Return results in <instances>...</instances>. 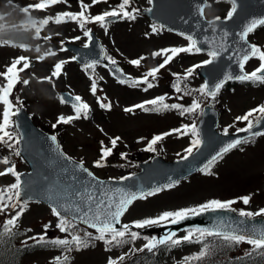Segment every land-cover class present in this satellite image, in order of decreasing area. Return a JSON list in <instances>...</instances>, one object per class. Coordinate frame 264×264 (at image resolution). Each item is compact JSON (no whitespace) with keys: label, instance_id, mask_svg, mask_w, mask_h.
I'll return each mask as SVG.
<instances>
[{"label":"rangeland","instance_id":"374dc122","mask_svg":"<svg viewBox=\"0 0 264 264\" xmlns=\"http://www.w3.org/2000/svg\"><path fill=\"white\" fill-rule=\"evenodd\" d=\"M4 1L0 0V8L5 9ZM18 1L24 4L36 0ZM86 1L92 5V0ZM209 1L206 9L207 18L227 17L232 7L229 0ZM137 2L138 17L136 16L135 19L130 20L121 16L117 22L108 24L106 30L105 27H101L100 23H92L91 28L97 31L110 54L120 61L125 71L138 81L144 78L145 73L164 62V55L154 56V53L160 52L162 49L186 48L190 46V41L187 36L173 33L161 26L156 27L158 30L154 32L151 26L152 21L141 12L144 8L150 7L149 0H137ZM51 8L48 13L45 11L37 13L39 18L33 25V29L34 31L39 29L43 35L37 36L32 45L21 48L0 42V73H3L5 67H9L18 57L24 56L29 59L31 66L20 73V82L13 89V91L15 90L14 102L16 105L9 100L13 105V111H16L15 108L19 106L26 107L34 122L40 128L54 135L56 133L52 131V127L58 124L59 117L67 118L76 115L71 105L61 102L60 92L66 90L82 98V101L89 106L87 118H84L82 114L81 118L74 119L71 123H62L67 126V129L63 132L64 145L61 147L69 157L82 161L99 177L118 179L125 176L127 171L118 166V162L124 161L126 164L128 156H133L132 154H140L142 159L148 157L149 153L147 152L151 151L146 149L156 136H163V139L153 145V151L158 146L157 149L162 152L160 155L167 160L183 158L186 155L185 149L191 145L193 139L190 132L182 134L184 126L195 123L197 127L206 104L220 109L222 120L219 129L221 132H224L225 128H228V132H236L238 129L245 128L246 122L238 121L237 117L256 109L257 106L264 105V82L258 80L257 83H230L224 87L219 99L218 95L213 99L198 91L204 86V81L198 75L197 69L191 76H188L189 78H186L187 82L182 83V86L181 82L177 84L180 91L172 89L173 79L180 75L187 76L188 69L210 59L208 52H197L196 47L191 53L184 52L175 56L171 62L160 69L155 80L149 77V82L153 86L147 91L144 90V85L120 83L105 67H94L91 69V73H88L80 67L76 60L72 59L73 54L70 51L61 50V44L58 41L51 42L45 37L55 35L64 41L80 37L79 44H81L85 41L86 36L79 25L57 24L52 20L46 25L39 23L44 19L56 17L63 9H78V3L61 2ZM90 9L95 12L108 11L109 6L97 3ZM126 10L130 11L131 7H126ZM122 18L124 19L122 20ZM9 20L19 21L22 20V17L15 10L10 14ZM249 39L264 51V24L253 31L249 35ZM50 52H55V55H50ZM141 57L144 59L141 60L139 66L130 63V61ZM60 62H64L61 73L58 77L53 76L55 65ZM260 63L259 59L254 57L247 64V71L252 73L260 66ZM18 67H23V64L21 63ZM23 80H28L29 83L25 85ZM93 82L96 85L95 94L92 92ZM5 84L6 80L0 75V87ZM200 95L203 98L200 108L195 112L181 114V110L191 107L194 101H198ZM158 97H164V103H169L168 105L176 104L181 107L179 109L170 108L164 112L146 111L134 107L141 105V102ZM102 103L110 105V108L102 107ZM127 108H134V110L132 112L125 111ZM4 110L5 105L0 102V122L3 121ZM13 116L10 112V123ZM174 129L181 131L173 132ZM165 133H171V135H164ZM117 137L119 138L116 144L117 151L128 152L126 158H122L118 154L109 155L103 161L105 166H94L101 157L102 146L106 148L105 145H112L111 140ZM6 152H9V149ZM2 161L3 159H0V172H5L12 166L15 167L16 173L29 170L27 163L19 155L13 156L8 164ZM207 172L209 174L200 172L156 195L137 200L124 215L122 223L131 225L134 221L154 218L166 211L197 207L212 200L235 201L231 208L250 213H257L264 209V135H259L249 143H243L232 150L211 166ZM15 181L16 177L11 173L0 175V187L4 190L7 189L6 184ZM244 197L250 198L248 204L243 203L242 198ZM14 205H16L14 210L20 206L17 201ZM27 205V211L20 218L18 224L22 233L16 237L17 244L24 246L38 241L30 239V237L43 236L44 239L53 240L58 235L61 236L56 230L57 217L49 205L40 201H32ZM14 210L10 209V211ZM45 225H48L46 232ZM151 227L142 228L140 231ZM146 234H150L148 241L140 240L135 242L132 247L107 250L102 243H99L93 248L71 251L69 253L72 257L70 264H109V259L118 260L117 264H120L132 253L144 251L149 240H158L160 235V233L148 232ZM186 234L185 232L179 233L175 239H182ZM197 237L198 235L194 234L192 238ZM201 246L194 242L182 244L175 249H163L164 264H185V258L200 252ZM251 248L252 246L248 243H240L236 246L235 251L238 255H244ZM139 249L143 250L137 251ZM61 255L62 253L56 249L39 248L26 253L21 258L20 264H55L58 256ZM122 256L124 259L121 261L119 258Z\"/></svg>","mask_w":264,"mask_h":264},{"label":"water","instance_id":"95a60500","mask_svg":"<svg viewBox=\"0 0 264 264\" xmlns=\"http://www.w3.org/2000/svg\"><path fill=\"white\" fill-rule=\"evenodd\" d=\"M209 2V0H152L150 7L143 9L142 13L168 31L191 36L196 41V47L201 51L219 52L212 63L204 64L198 69L204 85L207 84L209 89H214L219 82H223L224 86L229 82L239 81L236 77L240 75L249 74L246 65L253 57L244 63L243 70L240 68V63L243 56L250 51L251 46L257 45L250 41V33L245 39H241V34L253 21L264 20V0H236L237 9L233 17L230 20H226V17L220 18L219 22L215 21V18H207L206 9ZM202 3L207 5L204 8L203 18L198 16L196 10V6ZM119 18L120 16L108 17L106 22L116 21ZM209 22H213L216 31L212 30ZM261 25L257 24L255 29ZM91 33L92 38L87 48L84 45L67 44V48L75 54L76 60L84 67L89 64H104L117 79L130 78L126 79V82L130 81L132 77L117 62L115 64L109 62L105 45L96 32ZM0 39L19 44H28L32 41L28 31L23 29L0 31ZM75 96L67 91L61 92V97L69 100L70 105L75 103L71 100ZM219 124L220 111L210 104L205 105L197 124L202 144L188 159L167 160L157 155L149 161L141 162L138 172L124 178L111 179L97 176L82 161L67 156L57 136L55 135L56 142H52L50 137L54 134L40 128L27 109L21 107L15 115V125L20 135L19 153L29 170L19 174L22 185L20 201L22 203L40 201L50 206L54 201L48 199L49 194L67 192L71 194L70 201L74 202V205L86 208L85 200L89 194H92L94 200L104 199L107 202L109 197L118 200V189L124 192H147L157 187L162 188L199 173L200 169H204L227 144L237 139L243 142L253 137L252 132H264V121L258 127H254L251 132H227L226 135L218 129ZM81 163L83 169L87 171L77 167ZM89 172L92 176L88 175ZM100 181L103 184H100ZM77 193L83 195L78 196ZM95 207V203H92L93 210ZM63 214L69 218L76 215L74 211ZM124 215L120 218V223L115 225L116 228L121 227ZM76 222L84 224L80 220ZM195 228L229 233L237 230L251 235L253 231L264 230V217H241L234 210L207 211L179 224L154 226L145 232H161L160 239L171 232L177 234Z\"/></svg>","mask_w":264,"mask_h":264},{"label":"snow or ice","instance_id":"6c2138e0","mask_svg":"<svg viewBox=\"0 0 264 264\" xmlns=\"http://www.w3.org/2000/svg\"><path fill=\"white\" fill-rule=\"evenodd\" d=\"M67 3V0H41L40 3L36 5H32L29 7H25L22 9L24 13H28L30 8L32 10H45L47 7L54 6L58 3ZM102 2V0H92V5H95L97 3ZM130 0H123L122 4L119 6V10H112V11H107L104 12L101 15H96V16H91L88 15V10L92 5L85 4L83 0H80V11L78 13H71V12H63L59 13L56 17L54 18H49V19H44L40 21V24H48L50 20L53 22L59 24V23H68V22H76L79 27L84 30V35L88 38L90 41L92 38V33L90 30H87L85 28L87 23H100L101 27H105L106 30V19L108 17H118V16H123L127 19H135L134 11H127L126 7L129 5ZM149 3H152V0H149ZM229 3H231L232 7L229 10L227 17L225 18L226 20H230L233 17V14L236 12L237 9V3L236 0H229ZM206 4H198L196 6L197 14L199 17L203 18L204 15V8L206 7ZM148 11H151V9H148ZM215 21L219 22L220 17H216ZM29 23L35 25L37 22L33 20H29ZM257 24H264V20L260 21H253L249 26H247L244 30V32L241 34V39H245L248 35V33H251ZM209 26L212 27L213 31H216V28L214 27L213 22H209ZM158 29L153 26V31H157ZM39 33V29H37V34ZM225 35H227L225 33ZM75 39H80V37H76ZM187 39L190 41V46L186 48H171V49H162L160 52L154 53V56H160L164 55L165 60L162 64H160L157 68H153L149 72L144 74V78L142 80L138 81H133L134 84H140L144 83L147 85V87L144 89L147 91L148 88H151L153 84L149 82V77H151L153 80L156 79L157 73L160 71V69L164 68L171 60L177 56L180 53L188 52L191 53L193 48L195 47L196 41L191 37H187ZM10 42L7 40L3 41V44L7 45ZM19 47L26 48L25 45H19ZM84 47L87 48L89 47V43H85ZM61 50H66L63 47ZM197 52L201 51V49L196 48L195 49ZM226 50V49H225ZM170 53V55H169ZM50 55H55L54 52H50ZM210 56V59L208 61H205L204 64H210L212 63L217 56L219 55L218 51H210L208 53ZM251 57H257L259 59L260 66L253 71L250 74H244L240 75L239 77H236L237 79L244 81V80H259L261 82H264V75H260L261 73H264V51H262L260 48L257 46L253 45L250 48V51L247 52L240 63V68L243 70L244 68V63L250 59ZM42 59V58H41ZM73 60L76 59V57H72ZM144 59L141 57L140 59L137 60H132L130 63L134 66H139L141 63V60ZM112 64H115V60L109 61ZM23 64V67H18V65ZM64 62L57 63L55 65V70L52 73L53 76H59L62 70ZM31 66V62L27 57L21 56L18 57L13 61V63L7 67L5 73H0L6 80V84L3 87H0V102H2L5 105V110L3 113V123L0 124V133H3L2 136H0V142L2 143H7L5 140V137H7L9 140L12 139L11 135L6 131L7 127L10 124L9 120V115L10 112L12 115L18 114V111H13V105L11 101L9 100V96L14 89L15 85L20 82L19 79V73L25 71ZM86 67H93L92 64L87 65ZM195 67H200V65L194 66L192 69L187 70V76H191L193 71L195 70ZM121 75H123L121 73ZM231 78V77H230ZM45 79H50V78H45ZM126 79L130 78H124L120 79V83H125ZM29 83L28 80H23V84L27 85ZM223 86V82H219L215 85L214 89H209L208 85L205 84L202 86L198 91H200L202 94H206L207 96L212 97L213 99L219 92L220 88ZM177 91H180V89L177 87ZM92 92L95 94L96 92V85L95 82H93L92 85ZM73 103V109L76 113L75 116H70V117H64L61 116L58 119L57 123H71L72 120L74 119H79L81 118V115L83 114L84 118H87V112L89 110V106L86 103L82 102V98L79 96H75L71 98ZM164 97H158L156 99L146 101L145 104L141 105H136L134 106L135 108H141L144 110H148L145 105H152L154 106L155 111H162V110H167V109H179L181 106L180 105H168L164 104ZM62 103H68L69 100H64L62 98ZM102 107H109L110 105H105L101 104ZM200 108V104L196 101L193 102V105L189 108H185L181 110V114L184 112H195L197 109ZM134 108H127L125 111L132 112ZM258 114V115H257ZM255 117V120L251 119ZM238 121L241 122H246V127L242 129H238V132H251V130L254 127H258L262 121H264V105L259 106L256 109H253L249 112H247L245 115L241 117H237ZM55 128L56 125H53ZM180 129H174L173 132H180ZM188 132L191 133L193 139L191 140V145L185 149L186 155L183 156V159H188L192 154L194 149H199V147L202 144L201 139L199 138V130L196 127L195 123L192 125L184 126V132L182 134H188ZM227 134V129H225V135ZM164 135H171V133H165ZM255 135H264V133H255L252 132V136ZM52 142H56V136L53 135L50 137ZM119 138H114L111 140L112 147L115 148L117 144V140ZM163 139V136H156L152 139L150 142L148 148L146 149L147 151H153V145H155L158 141ZM19 141H17L18 143ZM242 141L237 139L229 144H227L226 147H224L220 153H218L217 156H214L212 160L209 161L208 165L205 166L204 169H200L201 171H205V174H209L206 169L209 168L212 164H214L217 159L222 158V156L227 153L229 150L232 148L236 147L239 145ZM246 142V141H245ZM112 149L110 148H104L102 146L101 149V157L98 161L95 162L96 167H103L105 166L103 161L107 159L109 155H111ZM19 151L16 152V155H19ZM122 158H126V154H121ZM5 164H8V160L5 159L2 161ZM79 169L87 171L86 169H83L82 163L77 166ZM11 173L16 177V183L11 185L9 188L0 191V212L5 211L6 208L10 206V203L5 202V195H7V200L10 202L13 198L16 199L17 204L20 205V211L16 213L15 216L7 219L4 224L3 228L4 231L3 233H0V237L4 235H10L12 233V230L17 226V221L19 220V217L23 214V211L26 210L27 202L21 203L20 197H21V191H22V185L20 182V175L16 173L15 167H9L5 172H0V175H6ZM89 176H92V173H88ZM127 179V178H125ZM100 184H103L102 181L99 182ZM174 184H168L161 187H157L152 189L151 191L147 192H134V191H128L124 192L122 190H117L119 192V198L118 200L114 199L113 197H109L108 201L105 202L104 199L100 200H94V197L92 194H89L87 197V200H85L86 208H81L79 205H74V202L70 201V193H63V194H49L48 199L54 201L50 207L52 209L53 214L58 218V224L57 227L61 232H68L69 229H72L75 225L74 222L76 220H80L82 223L88 225L89 227L95 229L96 233L98 235L91 237L92 239L103 241L106 245H116L120 246L128 241L125 239L126 235L130 236L132 241H135L137 238H139V233L136 231H131V228H136V229H142L145 227H151V226H163V225H170V224H179L183 222L186 219H190L194 216L201 215L207 211H216V210H229L231 211V205L235 203V201H226V202H221L219 200H212L207 203H204L202 205H199L197 207H190V208H185V209H179L176 211H166L158 215L157 217L154 218H145L143 220L139 221H134L131 225L128 224H122L121 227L118 229L115 227L116 224L120 223V218L124 215V213L128 210V208L138 199H146L149 196H153L158 194L160 191L171 188L173 187ZM78 196H82L83 194L77 193ZM243 203L248 204L250 198L249 197H244ZM92 203H95L96 207L95 210L92 208ZM11 207L15 208L16 205H11ZM63 210V211H62ZM69 211H74L76 213L75 216L69 218L68 216L64 215V212H69ZM239 215L241 217H253L256 215H264V209L260 210V212L257 213H250V212H245V211H240ZM48 228V225H45V232ZM199 233L200 236L197 237V240L200 239L202 236H216L223 241H225L228 244H240V243H248L249 245L252 246L254 250H260L264 251V230L256 232L253 231L251 235L245 233V232H240L237 230H233L232 232H222V231H215L211 229H201V228H195L192 230H187V234L182 238V239H175L176 233L171 232L168 233L165 237L160 238L159 240H149V242L145 245V247L148 249V251H153L154 249L157 248V245H164V244H171V245H179L182 241H191L192 237L194 234ZM85 236H90L89 233H85ZM30 239L33 240H38V242L43 241L44 237L41 236L39 238L37 237H30ZM52 243H55L57 245H62V246H69L75 245L76 250H79L81 247H86L88 245V241L83 239L79 235H72L71 241L67 239H58L55 241H52ZM143 249H139L137 251H142ZM210 249L205 246L201 252L198 254L196 257H186L185 258V264H190V261L193 259H202L203 257L210 255ZM59 259V258H58ZM67 258L65 257V260ZM121 261L124 259V257L119 258ZM109 264H117V261L109 259Z\"/></svg>","mask_w":264,"mask_h":264},{"label":"trees","instance_id":"16d2710c","mask_svg":"<svg viewBox=\"0 0 264 264\" xmlns=\"http://www.w3.org/2000/svg\"><path fill=\"white\" fill-rule=\"evenodd\" d=\"M112 1V0H110ZM120 3L123 2V0H119ZM131 4V11H134L135 17H138V5H137V0H130L129 2ZM88 15L91 16H96V14H92L90 12L87 13ZM140 16V14H139ZM91 23H87L86 26L89 27ZM154 24V23H153ZM157 28L159 27L158 25L154 24ZM0 29H2L1 21H0ZM120 62V61H119ZM187 82V80H183V84ZM182 86V85H181ZM146 87V86H145ZM222 92V91H221ZM221 92L218 93V99L219 96L221 95ZM203 98L200 95L199 99L197 102L199 104L202 102ZM217 103V102H216ZM166 104V103H165ZM148 110H153L154 106L152 107H146ZM155 111V110H153ZM165 110H162L161 112H164ZM258 115V114H257ZM255 120V117L251 118ZM62 123L56 124V127H52V131L56 133V135L60 139V143L64 145V140H63V132L67 129L66 125H63L61 127ZM8 133L11 135L12 139H8L5 137V140L7 143H2L0 142V157L5 160L7 159L8 162L13 159V156H17L16 152L18 151V138H19V133L18 130L16 129L15 125H11L8 129ZM156 145V144H155ZM154 147V146H153ZM158 146H156L155 151L147 152L149 153V156L146 157L145 159L140 158V154L134 155L133 156H128L129 159L128 162L125 164V162H118V166H120L122 169L127 171L126 175L133 174L139 170V163L142 161L150 160L153 156L161 154L159 149H157ZM9 149V152L12 149L13 151L10 152V154H7L9 152H6V150ZM112 152L111 154L114 156L116 154L121 155L123 154H128L126 151H117L118 149L116 148H111ZM15 162V161H12ZM15 182H11L6 184V188H9L11 185H13ZM4 189L0 187V191H3ZM5 202L10 203V206L5 209V211L0 212V233H3L4 228L3 224L4 222L15 216L17 212L20 211V206L14 210L11 205H14L16 203V199L13 198L10 202L7 200V195H5ZM28 206V205H27ZM27 206L26 210L23 211V214L19 217V220L17 221V226L12 230V233L10 235H4L0 237V264H20L21 258L26 254L29 253L35 249H56L62 253V258L61 256H58L60 259L56 261L55 264H70L72 261V257L69 255L71 251H76L75 245H69L67 247L62 246V245H57L55 243H52V241L58 240V239H67L71 241L72 235H79L83 239L88 241V245L86 247H81L79 250H85L89 248L95 247L97 244L102 243L105 249L111 250V249H116V248H124V247H132L135 242H138L140 240L148 241L150 234L143 233L139 229L136 228H131V231H136L139 233V238H137L135 241H132L130 236L125 237V239L128 241L127 243L116 246V245H106L103 241L95 240L92 239L91 237H94L98 235L96 233L95 229L92 228H87L86 226L74 222V227L72 229H69L68 232H61L59 228L57 227L58 224V218L56 220V230L58 233H60L61 236H57L53 240L49 239H44L43 241L40 242H34L32 244H25L24 246H20L17 244L16 237L18 234L22 233V230L19 229L18 224L20 222V218L23 217L25 212L27 211ZM14 210V211H10ZM239 211V210H238ZM240 212V211H239ZM85 233H89L90 236H85ZM200 236V234H197ZM194 242H197L198 244H201V248L203 249L205 246H207L211 251L210 255H207L203 257L202 259H193L190 261V264H264V251L260 250H254L251 248L246 254L244 255H238L235 251V248L238 244H228L222 239L216 237V236H202L200 237L199 240L197 238H192L191 241H182L179 245H171L169 244H164V245H157V248L154 249L153 251H148L146 248L144 251L139 252V253H132L131 256H128L124 261H122L120 264H164V261L162 259V252L163 249H175L179 248L182 246V244H192ZM201 249V250H202ZM201 252V251H200ZM200 252H197L193 254L190 257H196ZM65 257L67 258L65 260ZM118 261V260H117ZM126 261V262H125ZM125 262V263H124Z\"/></svg>","mask_w":264,"mask_h":264},{"label":"flooded vegetation","instance_id":"af4514ba","mask_svg":"<svg viewBox=\"0 0 264 264\" xmlns=\"http://www.w3.org/2000/svg\"><path fill=\"white\" fill-rule=\"evenodd\" d=\"M41 0H36V1H30V2H27V3H20L18 0H5L4 1V5H5V9L3 8H0V21H1V25H2V29H0V31H9V30H15V29H23V30H26L28 31V33L30 34V36L32 37V41L28 44H25V43H22V44H19V43H14V42H10L9 44L12 45V46H18L19 45H25L26 47L32 45L36 39L37 36H40V35H43L41 34L40 32L37 34V31L33 29V24L29 23V20H33V21H36L39 17L37 16V13L39 12H43L45 11L46 13H48L52 8L51 6L50 7H47L45 10H32L30 8L29 12L26 14L22 11V9H24L25 7H29V6H32V5H36L38 3H40ZM73 2H77L78 5H79V8L78 9H74V10H67V9H63V11L59 12V13H63V12H71V13H78L81 9H80V0H67V3H73ZM83 2L85 4H88L90 5V2L86 1V0H83ZM64 3V2H63ZM101 4H106L109 6V9L108 11H112V10H119V6L120 3L119 0H102V2H100ZM131 4L129 3V5L127 7H130ZM16 11H18L22 17V20H19V21H16L14 20V22L12 20H9V16L10 14L14 13ZM88 12L92 13V14H103L104 12H107V11H100V12H95V11H92L90 8L88 10ZM58 13V14H59ZM57 14V15H58ZM68 23H73V24H77L76 22H68ZM94 24V23H93ZM108 24H110V22H106V26H108ZM78 25V24H77ZM80 28V27H79ZM85 28L87 30H90L92 32V30H95L94 28H90L88 29L87 26H85ZM81 29V28H80ZM82 30V29H81ZM83 31V34H84V30ZM98 36V34H97ZM49 41L53 42V41H58L60 44H61V48L63 47L64 49L70 51L68 48H67V44L68 43H71V44H76V45H84L85 43H88L89 40L88 38L86 37L85 38V41L82 42L81 44H79V39H75V38H71L70 40L68 41H64L62 39H59L57 36L55 35H49V36H45ZM99 37V36H98ZM100 38V37H99ZM2 41V40H0ZM3 42V41H2ZM106 47V46H105ZM22 48V47H21ZM107 50V57L108 59L110 60H115L116 62L120 63L115 57H113L111 54H110V51L106 48ZM65 51V50H63ZM71 52V51H70ZM55 53V52H54ZM72 53V52H71ZM73 54V53H72ZM73 57L74 54H73ZM94 67H105L104 65L102 64H97L93 67H89V68H86L87 72L91 73V69H93ZM106 68V67H105ZM109 71V70H108ZM20 74V73H19ZM179 77H176L175 79L172 80V82H174L176 79H178ZM116 79V78H115ZM117 80V79H116Z\"/></svg>","mask_w":264,"mask_h":264}]
</instances>
